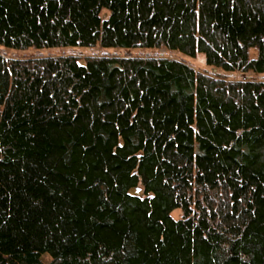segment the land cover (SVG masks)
Here are the masks:
<instances>
[{"label": "trees", "instance_id": "obj_1", "mask_svg": "<svg viewBox=\"0 0 264 264\" xmlns=\"http://www.w3.org/2000/svg\"><path fill=\"white\" fill-rule=\"evenodd\" d=\"M0 46L264 75V0H0ZM0 264H264V81L0 54Z\"/></svg>", "mask_w": 264, "mask_h": 264}, {"label": "rangeland", "instance_id": "obj_2", "mask_svg": "<svg viewBox=\"0 0 264 264\" xmlns=\"http://www.w3.org/2000/svg\"><path fill=\"white\" fill-rule=\"evenodd\" d=\"M106 14H103V17H105ZM0 54L3 55L8 60H27L32 58H37L38 56L41 57H52V56H72L77 58L80 63L84 62L85 58L88 57H97L104 54H109L117 57H152V58H173L177 60L184 61L187 63L190 67H192L195 71L200 73H208L210 75H219L225 77L227 80H233V81H241V80H247V81H264V75H257L253 73H223L221 71L212 70L205 64L204 56L201 54H198L194 58H188L183 55H180L176 52H170L164 48L160 49H137V50H123V49H102L100 47H95L91 49H83V48H65V49H46V50H40L36 51L33 49L25 50V51H15L10 50L7 48H4L0 46ZM250 57H255V51H250ZM133 195L142 196L143 192L140 187L137 189H133L130 191ZM174 218H179L180 213L175 212L172 214Z\"/></svg>", "mask_w": 264, "mask_h": 264}]
</instances>
